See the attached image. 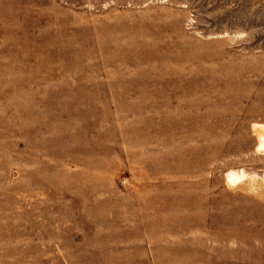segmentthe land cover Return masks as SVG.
I'll return each instance as SVG.
<instances>
[{
    "label": "rangeland",
    "instance_id": "rangeland-1",
    "mask_svg": "<svg viewBox=\"0 0 264 264\" xmlns=\"http://www.w3.org/2000/svg\"><path fill=\"white\" fill-rule=\"evenodd\" d=\"M263 175L264 0H0V264H264Z\"/></svg>",
    "mask_w": 264,
    "mask_h": 264
},
{
    "label": "bare ground",
    "instance_id": "bare-ground-1",
    "mask_svg": "<svg viewBox=\"0 0 264 264\" xmlns=\"http://www.w3.org/2000/svg\"><path fill=\"white\" fill-rule=\"evenodd\" d=\"M249 177H252V175L250 176V174L248 175L247 173H245L243 171H241V172L230 171L226 174V183L232 187L238 186V185L242 184L244 181H246ZM252 178H254V177H252ZM262 180L264 181V175L262 176Z\"/></svg>",
    "mask_w": 264,
    "mask_h": 264
}]
</instances>
